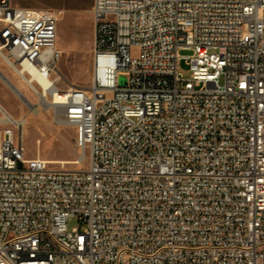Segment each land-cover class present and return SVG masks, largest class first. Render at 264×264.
Instances as JSON below:
<instances>
[{
	"label": "built area",
	"instance_id": "2783aa9c",
	"mask_svg": "<svg viewBox=\"0 0 264 264\" xmlns=\"http://www.w3.org/2000/svg\"><path fill=\"white\" fill-rule=\"evenodd\" d=\"M92 15V81L61 89L58 11L0 0V58L58 95L88 161L21 162L0 122V264H264V0Z\"/></svg>",
	"mask_w": 264,
	"mask_h": 264
},
{
	"label": "rangeland",
	"instance_id": "374dc122",
	"mask_svg": "<svg viewBox=\"0 0 264 264\" xmlns=\"http://www.w3.org/2000/svg\"><path fill=\"white\" fill-rule=\"evenodd\" d=\"M93 1L13 0L18 5L34 8L48 7L58 11L57 45L62 51V57L58 64L57 74L60 76L58 85L61 89H66L70 83L88 86L92 81L94 65ZM138 52L139 50L136 48L131 51L133 56L137 55ZM189 53L186 50L182 51V54ZM0 68L1 104L6 106L15 116H24L27 120L21 129L14 127L16 135L24 140L27 149L26 156L28 158L40 156L43 159L64 158L72 160L78 158V156L80 157L81 150L78 148L75 139L76 131L72 126L54 120V117L59 119L63 115L62 111L55 107V104H50L52 99L49 97V99L39 100L35 103V106L39 107V111H31L30 107L32 106L28 104L26 95L24 97V94H20V91L16 90V86L28 94L33 101H37L36 93L23 83L19 75L11 70L1 58ZM180 71L184 77L190 76L185 62L181 63ZM4 75L10 78L9 81L6 78L4 79ZM220 83H223V78L220 79ZM87 164L88 161L85 159L79 163L55 166L58 168L79 169L85 168ZM73 227L84 229L86 223L74 217L69 220V228Z\"/></svg>",
	"mask_w": 264,
	"mask_h": 264
},
{
	"label": "bare ground",
	"instance_id": "6f19581e",
	"mask_svg": "<svg viewBox=\"0 0 264 264\" xmlns=\"http://www.w3.org/2000/svg\"><path fill=\"white\" fill-rule=\"evenodd\" d=\"M25 66H26L25 69L26 68L31 69L28 65H25ZM0 71H1V68H0ZM14 71L19 75V77H20V79H21V81L23 83H25L27 86H30L31 78L26 76L24 70L14 69ZM5 78L8 79V81L10 79L7 75H4V79ZM34 78H35V76H34ZM37 79L43 81L42 78H40L38 76H37ZM15 86L16 85L14 84V87ZM17 89H18V91H20V94H22V95L24 94V97L26 95V100L28 101V104H30L32 106V107H30V110L33 111V112L39 111V107L35 106L36 102H38L39 100H43L44 98H48L49 99V97L50 98L52 97V99H53V97L55 98L54 100H52L50 102V104H52V105L55 104V107L58 108V106L56 105V103L59 102L58 101V98H59L58 95L53 96V93L50 92V90H48V89H45L44 91H40V92H35L36 95H37V101H33V99H31L28 94H26L23 90H21L19 87L16 86V90ZM16 95H17V93H16ZM41 107L45 108L43 106H41ZM0 110H1L0 122L10 124L9 128H11V129H13L14 127H17V128L21 129V127L23 125H25L26 122H27L26 117H24V116H22V117L15 116L6 106L1 104V102H0ZM47 110H49V108H47ZM35 114L37 115V113H35ZM54 120L56 122H58V123L66 124V121H65L64 117H60L59 119L54 117ZM44 161H48L52 165H63V166H65L66 164H69V163H78L80 160H79V156H78V158L73 159V160L72 159H64V158H49V159H44ZM21 162H34V157L28 158L26 156V153H21Z\"/></svg>",
	"mask_w": 264,
	"mask_h": 264
},
{
	"label": "crops",
	"instance_id": "0c3cea01",
	"mask_svg": "<svg viewBox=\"0 0 264 264\" xmlns=\"http://www.w3.org/2000/svg\"><path fill=\"white\" fill-rule=\"evenodd\" d=\"M18 5V4H17ZM21 6H23V5H21Z\"/></svg>",
	"mask_w": 264,
	"mask_h": 264
}]
</instances>
